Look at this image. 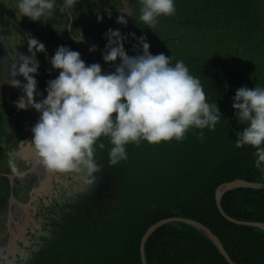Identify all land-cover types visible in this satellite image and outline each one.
<instances>
[{"label":"trees","instance_id":"obj_1","mask_svg":"<svg viewBox=\"0 0 264 264\" xmlns=\"http://www.w3.org/2000/svg\"><path fill=\"white\" fill-rule=\"evenodd\" d=\"M56 2L57 14L64 24L71 19L73 30L91 27L105 6L116 16L112 22L124 7L117 0H81L77 6L84 9L78 13L74 6L61 11L65 0ZM126 7L133 17L126 15L120 32L128 55L142 54L138 38L146 36L152 54L183 60L200 79L208 101L217 102L222 118L214 130L190 128L181 141L129 143L127 160L116 165L109 164L112 145L102 137L106 147L97 152L120 184L118 199L102 214L92 212L63 226L46 256L29 264H142V236L167 217L207 226L236 264H264V230L229 220L215 200L222 183L264 181V171L255 166V147H235L236 133L247 125L232 107L241 86L264 87V0H175V14L160 16L152 29L139 20L140 0H126ZM119 62L99 64L107 73ZM222 208L235 220L264 222V189L234 188L224 195ZM145 255L147 264H229L205 235L181 222L158 228L146 241Z\"/></svg>","mask_w":264,"mask_h":264},{"label":"clouds","instance_id":"obj_2","mask_svg":"<svg viewBox=\"0 0 264 264\" xmlns=\"http://www.w3.org/2000/svg\"><path fill=\"white\" fill-rule=\"evenodd\" d=\"M75 3L65 0L61 11ZM140 4L139 20L151 29L160 16L176 12L175 0H140ZM55 6L56 0H17L19 11L33 21L43 19ZM117 22L127 24L124 15L118 16ZM132 35L135 38V33ZM81 36L74 39L83 41L82 32ZM105 39L103 60L120 61L114 72H103L99 63L86 64L79 51L61 45L50 58L59 75L47 82V95L39 101L35 97L43 93L37 87V53H46L45 44L29 35V55L18 52L6 71L0 59V88L7 83L21 89L22 95L14 101L17 109L32 108L40 113L31 129L38 162L52 171L82 174L88 183H93L94 174L103 168L96 158L97 148L106 147L102 137L109 138L112 147L108 161L116 165L127 160L129 143L181 141L190 128L214 130L222 118L217 102L208 101L200 79L191 74L183 60L152 54L146 36L138 38L142 54L134 56L125 51L126 37L119 30L109 29ZM89 50L95 51L96 46ZM5 55L10 58L8 51ZM232 99L234 114L247 125L236 133L235 147H255V166L264 171V87L241 86ZM198 136L203 142L204 132ZM9 166L17 176H24L14 159L9 160Z\"/></svg>","mask_w":264,"mask_h":264},{"label":"flooded vegetation","instance_id":"obj_3","mask_svg":"<svg viewBox=\"0 0 264 264\" xmlns=\"http://www.w3.org/2000/svg\"><path fill=\"white\" fill-rule=\"evenodd\" d=\"M2 3L0 1V7L4 8ZM57 10L56 2L55 11L52 9L37 24L22 13L21 22L14 21L17 25H13L5 15H0V59H4L1 51L4 50L8 51L11 60L2 62L5 71L17 56L9 46L24 49L17 52L29 55V35L38 38L46 46V53H37V87L43 93L35 97L37 101L46 97L47 82L59 75L60 70L53 69L50 63V58L59 46L79 51L86 64L99 63L104 61L103 54L107 51L105 33L109 29L120 31L124 25L116 23L117 19L112 22L109 20L105 30L104 21L98 20L95 15L93 18L96 21L92 24L97 25L101 35L96 36L98 40L92 37L89 41L94 34L93 30V33L89 32L92 26L86 30L82 26L73 30L72 25L64 24ZM0 13H4V9H0ZM6 24L12 29H7ZM13 32L16 37L10 39L8 35ZM81 32L84 40L77 42L75 39H82ZM93 45L96 50L90 51ZM17 78L24 81L22 76ZM20 95L21 89L7 83L0 88V264H29L37 257L44 258L50 243L58 239L63 226L75 225L79 218L90 216L92 212L104 213L121 193L118 180L98 152L96 158L103 168L94 174L96 179L93 183L86 182L82 174L52 171L39 163L31 144L34 136L31 129L38 122L40 113L32 108L17 109L14 101ZM11 159L24 173L23 177L11 171Z\"/></svg>","mask_w":264,"mask_h":264},{"label":"water","instance_id":"obj_4","mask_svg":"<svg viewBox=\"0 0 264 264\" xmlns=\"http://www.w3.org/2000/svg\"><path fill=\"white\" fill-rule=\"evenodd\" d=\"M234 188H252V189H264V181H247L244 179H234L225 183L220 184L216 189H215V200H216V205L219 209V211L222 213L223 216L228 218L229 220L236 222L238 224H244V225H250V226H255L258 227L262 230H264V222H252V221H239L235 220L233 218H230L223 210L222 208V199L224 195L229 192L230 190ZM94 189V186H92V190ZM171 222H181L184 224H187L191 226L192 228L200 231L203 235H205L213 244L214 246L218 249L220 254L224 257V259L229 263V264H236L228 255L226 252L225 248L223 247L222 243L220 242L219 238L204 224H202L199 221H196L191 218H185V217H167L161 220L156 221L153 223L144 233L142 236V239L140 241V259L142 264H147L146 261V255H145V244L148 238L161 226L171 223Z\"/></svg>","mask_w":264,"mask_h":264},{"label":"rangeland","instance_id":"obj_5","mask_svg":"<svg viewBox=\"0 0 264 264\" xmlns=\"http://www.w3.org/2000/svg\"><path fill=\"white\" fill-rule=\"evenodd\" d=\"M0 1H3L4 3H2V6L4 7L3 9H4V14H5V17L8 19V20H10L11 22H13V25H17L14 21L16 20V21H19V22H21V12L19 11V9L17 8V1L15 2V0H0ZM6 1H8V2H6ZM79 1H81V0H77L76 1V3L73 5L74 6V10H76L78 13L80 12V10H83L84 9V5L83 4H81V7H80V9H78V6H77V2H79ZM118 1H120L121 3H123V4H125L124 5V7L121 9V15H124V17L127 15V13H123V12H126L127 11V7H126V0H117V3H118ZM10 2V3H9ZM13 3V4H12ZM107 5V4H106ZM14 6V7H13ZM98 6H100V5H98ZM88 8H93V7H88ZM55 9H56V6L54 7V11H55ZM86 9V8H85ZM104 10H105V13H103L102 15H98L97 17H103V21H104V24L106 25V27L104 28L105 30L108 28L107 26L109 25V20H110V18H115L116 16H114V14L113 13H110V12H108V7H104ZM51 12H52V10H51ZM50 12V13H51ZM72 14H76V12L75 11H70ZM109 13H110V15H109ZM8 16H10V17H8ZM26 17V16H25ZM0 21H1V19H0ZM36 24H37V21H34ZM116 23H117V21H116ZM115 23V24H116ZM20 25H23L22 23L20 24ZM125 25V24H124ZM123 25V26H124ZM6 27H7V29H12V27H9V25L8 24H6ZM29 29H30V25H29ZM26 29H24L23 30V32L25 31ZM94 31V34L91 36V39L89 40V41H91L92 40V37H94L95 38V40H98L99 38H97L96 36L97 35H101V31L98 29V27H97V25L96 24H92V27H91V29H89V32L90 31ZM7 33V32H6ZM9 37H10V39H12V38H15L16 37V33H10L9 35H8ZM87 41V40H86ZM9 43H10V41H9ZM78 46H79V44H78ZM10 47V49L12 50V52H14V53H18L17 51H23L24 49H17V47H12V46H9ZM3 52V54H4V59H3V61H8V62H10L11 60H10V58H7L6 57V53H7V51H2ZM95 56L96 57H99V55L98 54H95ZM2 61V62H3ZM103 62H105V61H103Z\"/></svg>","mask_w":264,"mask_h":264}]
</instances>
